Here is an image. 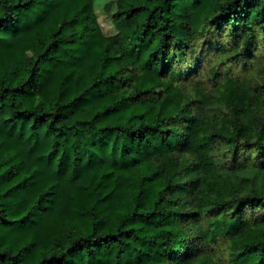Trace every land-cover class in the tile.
<instances>
[{
  "label": "trees",
  "instance_id": "16d2710c",
  "mask_svg": "<svg viewBox=\"0 0 264 264\" xmlns=\"http://www.w3.org/2000/svg\"><path fill=\"white\" fill-rule=\"evenodd\" d=\"M101 1L0 0V264H264V0Z\"/></svg>",
  "mask_w": 264,
  "mask_h": 264
},
{
  "label": "rangeland",
  "instance_id": "374dc122",
  "mask_svg": "<svg viewBox=\"0 0 264 264\" xmlns=\"http://www.w3.org/2000/svg\"><path fill=\"white\" fill-rule=\"evenodd\" d=\"M105 2H106V0L101 1L99 3V6L96 5V12L98 14V22H99L101 28L103 29V31L105 33L112 34L116 31V29H115V26L111 20L110 13H108L103 7ZM250 81L253 85H255L257 82L260 81V78L253 77V78H251ZM220 111L222 113H226L227 109L223 106L220 108Z\"/></svg>",
  "mask_w": 264,
  "mask_h": 264
}]
</instances>
